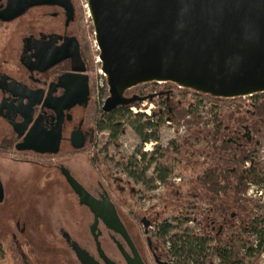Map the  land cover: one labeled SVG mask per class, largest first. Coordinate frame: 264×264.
I'll list each match as a JSON object with an SVG mask.
<instances>
[{"label": "flooded vegetation", "instance_id": "flooded-vegetation-1", "mask_svg": "<svg viewBox=\"0 0 264 264\" xmlns=\"http://www.w3.org/2000/svg\"><path fill=\"white\" fill-rule=\"evenodd\" d=\"M80 4L81 0H42L32 5L30 0H0V159L25 168L47 196L56 191L67 204L61 215L40 211L33 224L22 220L17 227H11L0 220L6 227L0 232L4 247L0 264H83L74 244L87 256V264H106L90 231L94 214L79 202L65 173L98 202L108 199L123 224L129 240L98 219L95 232L108 259L128 264L127 259L134 258L135 251L143 264H185L190 259L176 261L168 244L157 235L160 212L142 207V193L155 190L159 183L165 185L176 168L191 169V164L193 169L187 172L184 183L186 191L180 193L186 215L196 202L205 201V172L212 164L205 137L187 132L180 141L171 138L161 145L162 126L175 124V115L186 107L176 99L185 90L171 83H142L124 92L126 97H149L141 101L149 102L144 109L151 116L141 133L117 116L120 110L133 105L102 110L108 87L96 83L92 31L80 16ZM226 103V109L213 115L206 130L217 133L219 139L211 151L216 159L212 165L226 174L232 187L230 201L216 209L214 215L206 213L203 217L200 234L209 235L210 246L232 242L241 227L253 225L250 201L239 198L242 184L248 183L246 176L252 162L240 159L248 154L253 158L264 137V92ZM112 115L116 118L113 126ZM126 127L137 139L128 154L117 151ZM113 129L118 130L116 138L112 136ZM146 134L148 140L143 138ZM191 138L197 155L193 162L189 155ZM148 143L152 146L149 152ZM22 145L26 148H19ZM111 146L112 151L108 150ZM246 161H250L248 166ZM0 184L1 203L5 198L1 176ZM75 206L80 213L73 212Z\"/></svg>", "mask_w": 264, "mask_h": 264}, {"label": "water", "instance_id": "water-1", "mask_svg": "<svg viewBox=\"0 0 264 264\" xmlns=\"http://www.w3.org/2000/svg\"><path fill=\"white\" fill-rule=\"evenodd\" d=\"M87 9L108 87L103 111L149 98L126 97L124 92L150 82L220 99L264 92V0H87ZM59 131L60 121L55 146ZM65 176L79 202L94 214L90 231L98 253L106 264H115L104 255L95 232L101 218L129 240L112 203L98 202L68 173ZM74 247L87 264V256ZM127 261L143 264L135 251Z\"/></svg>", "mask_w": 264, "mask_h": 264}, {"label": "rangeland", "instance_id": "rangeland-1", "mask_svg": "<svg viewBox=\"0 0 264 264\" xmlns=\"http://www.w3.org/2000/svg\"><path fill=\"white\" fill-rule=\"evenodd\" d=\"M81 5V4H80ZM81 13L80 16L83 18V22L87 25V27L89 28V30L93 31V28L91 27V22L90 20L86 21L85 20V15L84 14V10H83V6L82 8H80ZM88 12V9H87ZM90 24V25H89ZM93 51V50H92ZM94 56H95V52ZM94 59V57H93ZM95 71L97 69V67H99L98 63H95ZM97 73V72H96ZM95 79L96 81H101L102 85L105 84V76L103 77V79L99 78L98 73L95 74ZM175 85V84H173ZM176 86V85H175ZM177 87V86H176ZM185 90V93H181L179 95H177L176 99L180 100L181 102L185 103L187 105V103H194L195 101H197L201 95L200 93H197L195 91L189 90V89H184V88H180ZM222 100H229V99H222ZM133 106L136 107H140L141 109L144 110V108H146V106L149 105L148 101H145L143 103H134L132 104ZM215 108H219L215 109ZM224 108L226 109V107H223V105L221 103L218 102L214 103L210 100H203L202 101V105H200L197 114L200 118L201 126L199 127V131H196V135L200 136L201 139L204 138V134L207 130V128L210 127V122H211V118L213 117V113L211 114V112H220L224 110ZM129 109V107H128ZM130 110V109H129ZM212 110V111H211ZM218 110V111H217ZM131 113H133L130 110ZM136 113H139L138 111ZM181 113V112H180ZM179 114H176L175 116L179 117ZM145 115V113H142ZM146 116V115H145ZM186 119L190 118V115H186L185 116ZM264 129V127H263ZM127 133L124 136H121L120 140H119V147L117 148V151H121L124 154H128L129 152L133 151V147L134 145L137 144V139L135 137V134L133 133V131L129 128L126 127ZM204 131V132H203ZM187 132H189L188 127L186 124H180L177 125L176 123V119H175V124H173L170 127H167V125H163L162 129L160 130V141H161V145L163 146L168 139L174 138V140L176 141H180L183 137H186ZM190 135V133H189ZM193 135V134H192ZM190 135V136H192ZM264 136V135H263ZM260 148H264V137L260 138ZM150 143V142H149ZM148 143V152L150 150V148L152 147L151 145H149ZM197 146V145H195ZM194 149V146L192 144L191 146ZM108 150L112 151L114 150V148L111 146ZM207 150V149H206ZM189 155H190V160L191 162H193V159L197 158V155H194L195 151L189 150ZM264 154V153H263ZM260 156V154H259ZM259 157H256V159ZM191 169L189 168H184L181 169L180 168H176L173 173L171 174L172 176H180L181 177V181L179 182L180 184H175V182L172 181V179L170 178L169 181H167V183H165V188L163 190H160L158 194H153L151 193V190H145L142 194L143 196L146 198L143 202H141V205L143 208L148 207V208H153L156 211L160 212L159 218L164 220H170L172 222V224H176L177 221L174 220V215H178L180 213V207L181 205H175L173 202H171L170 200H167L165 198H167L166 196V192L168 190V188H172L175 190H179L180 193H184L185 190V180L186 177L188 176V174H190V170L193 169L192 165L190 164ZM187 172H189L187 174ZM0 176L3 179L4 182V201L0 203V220L2 221H7L11 227H17V224L22 222V220L27 224H33L35 222H37L38 220V213H40V211H46L49 213L54 212V214L57 215H61L62 210L65 209V207L67 206V204L65 202H63L61 196L59 195L58 192L56 191H51V194L49 196H47V193H45L44 191H42L40 184H38L37 182H35L33 180V177H31V173L28 172L25 168L23 167H16L14 165H12L11 162L6 161V160H1L0 159ZM259 173H258V178H259ZM264 176V174H263ZM262 177V175H261ZM257 178V179H258ZM183 187L180 189V186ZM178 188V189H177ZM65 192V194H67L68 192L63 189ZM247 185L245 187V189L241 192L240 196L243 198H245L246 200L250 201L251 203V213L255 215H259L260 217L263 216V213H259L260 207L259 204H257V199H253L249 196H247ZM47 192V191H46ZM62 193V192H61ZM69 194V193H68ZM132 204H135V199L132 198L131 200ZM168 203V205L171 204V206H167L165 203ZM195 201H193L194 203ZM204 202V203H203ZM201 203L196 202L197 204L195 205L196 207H200V208H205L204 213H209L214 215V211H211L213 207L212 203L210 201H203ZM204 204V205H203ZM173 205V206H172ZM258 206V207H257ZM195 207V208H196ZM184 209V208H183ZM182 209V210H183ZM73 212L76 213H80V211L78 210V208L75 206L73 207ZM191 217H199V212L197 210H193L190 209L188 211V214H191ZM183 216H187L185 210H183ZM30 221V222H28ZM87 221V218L84 220V222ZM184 223H182V225L180 227H175L173 229L172 232L177 233L179 231V229L181 227H184L183 225ZM244 226H246L247 222L243 223ZM242 224V225H243ZM52 226H54V223L52 224ZM86 222L83 225V228L86 230ZM186 226V225H185ZM26 227V224H25ZM5 226H2L0 224V232L4 231L3 229H5ZM192 228H196V227H192ZM14 229V228H13ZM134 231V230H133ZM1 232V233H2ZM200 232L202 233L203 231L201 230L200 227ZM105 248H107V250H109V252H112V250H110V246H107L104 243ZM110 248V249H109ZM1 258V257H0ZM3 261V260H1ZM176 261H178V258H176ZM211 263L210 264H217V260H215V256H213V258L210 259ZM8 262H4L1 264H7ZM179 264H182L179 262ZM185 264H195L193 262V260L186 262Z\"/></svg>", "mask_w": 264, "mask_h": 264}, {"label": "trees", "instance_id": "trees-1", "mask_svg": "<svg viewBox=\"0 0 264 264\" xmlns=\"http://www.w3.org/2000/svg\"><path fill=\"white\" fill-rule=\"evenodd\" d=\"M105 87H107V83L105 80ZM203 100H210L214 103H221L223 107H227L228 100H222L220 98H213L209 95H201L200 98L195 101L194 103H187L185 109H183L178 116H176V123L177 125L186 124L189 130L190 135H196V131H199V127L201 126L200 118L197 114V111L202 105ZM212 111V110H211ZM264 111V106H263ZM190 115V118L186 119V115ZM215 113L213 112V115ZM120 119L126 121V123L134 129L137 133H141V129L148 127V120L151 118L145 116L142 113H131L128 108H124L120 110L117 114ZM115 116L112 115L111 122L112 126L114 124ZM113 137L116 138L118 136V130L113 129ZM205 140L207 142V154L208 158L212 160V164L216 163V159L214 158V147L217 146L219 139L217 138V133H207L204 134ZM145 140L149 139V135H143ZM194 139H190L189 146H192ZM190 150H193L190 147ZM245 159H251L252 167L250 168L249 172L247 173L246 179L248 180H257L258 172H257V165L255 160L251 158V155H245L240 160L241 162L245 161ZM210 164L205 172V185L204 191L206 194V200L210 201L214 208L211 211H214L222 206H225V203L229 202L231 199V192L232 187L231 183H227V176L225 173L221 172L217 166H213ZM164 176H162L163 178ZM245 178V177H244ZM246 184L245 181L240 188V193L245 189ZM165 199L173 201L175 205H181L180 213L178 215H174V220L177 221L176 224L170 223L168 220L164 219L157 223L155 229L157 235L164 241V243L168 244L169 252L171 255L177 257L180 261L184 259H190L195 264H210V259L213 256H216L219 259V264H242L243 260L237 254L235 245H231V248L228 249L227 247L223 246V244L213 243L211 246L209 245L211 239L209 235L206 233L205 235L199 233H193L191 230H188L186 227H181L177 233H171L170 231L174 229L176 226L180 227L182 223L185 222V216H183V203L184 200L180 194V191L175 189L168 188L166 192ZM241 198V196H239ZM167 206L168 203H165ZM173 206V205H172ZM217 207V208H216ZM183 209V210H182ZM209 214V213H207ZM257 219H255L253 228L256 229L258 223ZM0 257H4V247L0 240Z\"/></svg>", "mask_w": 264, "mask_h": 264}, {"label": "built area", "instance_id": "built-area-1", "mask_svg": "<svg viewBox=\"0 0 264 264\" xmlns=\"http://www.w3.org/2000/svg\"><path fill=\"white\" fill-rule=\"evenodd\" d=\"M81 5L83 6L84 14H86L85 20L86 21L90 20L89 13L87 12V0H81ZM90 45H91V49L93 50L92 52H95V56L93 53V57H94L93 60L95 63L99 64V67H97L95 73L97 72L99 75V78L103 79L104 75L101 71L99 50H98V46H97L93 31L91 32V35H90ZM96 83L97 85L102 84L101 81H98V82L96 81ZM140 103H143V102H140ZM129 109L133 112V114H135L138 111L139 113H145L146 116L151 118L150 112L146 111L145 109L143 110L140 107H136V106H130ZM215 109L219 110V108H215ZM212 113L213 112H211V114ZM263 153H264V148L259 147L257 152L253 154L252 159L255 160L258 165L257 172L259 173L260 176L255 181L251 179L248 180L247 191H246L247 196L253 199H257L256 203L259 204V206L261 205L259 213H263V216L260 217L259 215L254 214L253 225H254L255 219H257L258 221L257 222L258 225L256 229L253 228V225L250 226L249 228L247 226L246 228L241 227L239 229V232L236 235H234L232 242L223 244V246L227 247L228 249L231 248V245H235L237 254L243 260L242 264H264V176H263L264 174V154ZM256 157H259V158L256 159ZM249 162L250 161L245 162L246 166L249 165ZM169 178H171L172 181L175 182V184H180L179 183L181 181L180 176L170 175ZM164 186H165L164 184L159 183L158 188H156L155 190H151V193L158 194L160 190L164 189ZM142 199H143L142 200L143 202L146 198L143 196ZM195 207L193 210H197L200 213L199 217H194V216L191 217V215L193 214L191 213L187 217H185V222L183 225L184 227H189L193 233L200 234L201 233L200 227H201V223H203V217L205 215L204 213L205 208H200V207L195 208ZM192 227H196V228H192ZM215 260H217V264H219V259L216 256H215Z\"/></svg>", "mask_w": 264, "mask_h": 264}, {"label": "crops", "instance_id": "crops-1", "mask_svg": "<svg viewBox=\"0 0 264 264\" xmlns=\"http://www.w3.org/2000/svg\"><path fill=\"white\" fill-rule=\"evenodd\" d=\"M3 160V159H2Z\"/></svg>", "mask_w": 264, "mask_h": 264}]
</instances>
